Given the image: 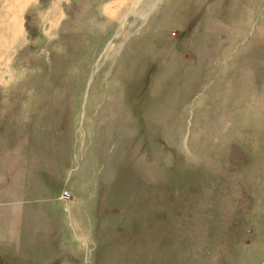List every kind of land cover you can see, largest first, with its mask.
<instances>
[{
    "label": "rangeland",
    "instance_id": "374dc122",
    "mask_svg": "<svg viewBox=\"0 0 264 264\" xmlns=\"http://www.w3.org/2000/svg\"><path fill=\"white\" fill-rule=\"evenodd\" d=\"M0 264H264V0H0Z\"/></svg>",
    "mask_w": 264,
    "mask_h": 264
}]
</instances>
